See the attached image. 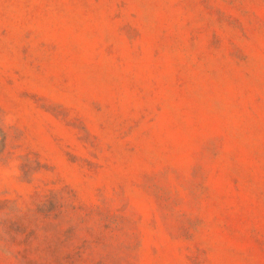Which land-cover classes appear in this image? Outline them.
I'll list each match as a JSON object with an SVG mask.
<instances>
[{
	"label": "rangeland",
	"instance_id": "obj_1",
	"mask_svg": "<svg viewBox=\"0 0 264 264\" xmlns=\"http://www.w3.org/2000/svg\"><path fill=\"white\" fill-rule=\"evenodd\" d=\"M0 264H264V0H0Z\"/></svg>",
	"mask_w": 264,
	"mask_h": 264
}]
</instances>
